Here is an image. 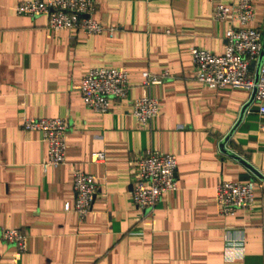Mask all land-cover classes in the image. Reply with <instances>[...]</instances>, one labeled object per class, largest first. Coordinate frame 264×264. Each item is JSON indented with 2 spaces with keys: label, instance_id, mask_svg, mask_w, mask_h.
<instances>
[{
  "label": "crops",
  "instance_id": "1",
  "mask_svg": "<svg viewBox=\"0 0 264 264\" xmlns=\"http://www.w3.org/2000/svg\"><path fill=\"white\" fill-rule=\"evenodd\" d=\"M0 0V231L27 236L19 258L0 239V264H264V184L252 210L220 216L215 187L264 174V114L244 88L209 89L194 78L190 48L224 51L230 22L213 7L233 0H94L101 34L51 30L46 17L18 15ZM45 2L47 0H38ZM248 27L264 32V0ZM128 73V94L105 114L80 96L94 67ZM170 77L145 87L141 73ZM151 96L159 111L142 127L130 101ZM66 118L65 162L46 171L47 144L24 118ZM154 149L177 159L175 192L142 213L131 201V160ZM102 152V162L91 154ZM76 170L94 176L96 195L80 220L72 204ZM242 239V256L226 252ZM232 252V251H230Z\"/></svg>",
  "mask_w": 264,
  "mask_h": 264
},
{
  "label": "built area",
  "instance_id": "2",
  "mask_svg": "<svg viewBox=\"0 0 264 264\" xmlns=\"http://www.w3.org/2000/svg\"><path fill=\"white\" fill-rule=\"evenodd\" d=\"M149 2L150 0H143ZM256 0H233L229 5L217 4L212 10L214 21L230 22L224 36V51L216 55L199 47L190 48L194 78L209 89L231 86L249 91L251 101L258 104V112L264 114V32L248 27L254 18L253 4ZM94 0H33L22 1L15 7L18 15L36 18L46 17V26L51 30H67L85 34L109 35L115 30L106 28L92 17ZM142 84L150 87L170 77L164 70L160 74L141 73ZM128 73L112 66L91 68L82 78L80 96L84 106L95 113L109 111L112 100H123L128 94ZM158 101L151 96H142L130 101V114L145 127L157 116ZM21 126L26 131L41 133L47 144L43 171L65 162L66 134L70 125L63 117L24 118ZM264 130V128H262ZM104 154L93 152L92 162H102ZM177 159L173 154H163L146 149L131 160V201L140 212L154 209L164 192H175ZM264 184V174L257 180L246 182L223 181L215 187L216 203L220 216H233L239 211L252 210L255 205L254 191ZM73 203H66V211L73 209L84 220L92 209L97 187L94 176L76 170L72 178ZM0 239L14 247L15 256L21 257L27 250V236L19 229L0 231ZM226 252L232 258L242 256V239L229 238ZM232 251V252H230Z\"/></svg>",
  "mask_w": 264,
  "mask_h": 264
}]
</instances>
